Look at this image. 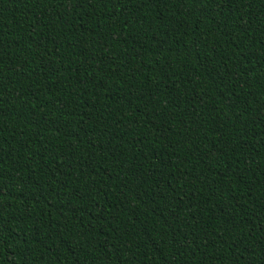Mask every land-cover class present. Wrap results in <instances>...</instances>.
I'll use <instances>...</instances> for the list:
<instances>
[{"label":"trees","instance_id":"16d2710c","mask_svg":"<svg viewBox=\"0 0 264 264\" xmlns=\"http://www.w3.org/2000/svg\"><path fill=\"white\" fill-rule=\"evenodd\" d=\"M0 264H264V0H0Z\"/></svg>","mask_w":264,"mask_h":264}]
</instances>
